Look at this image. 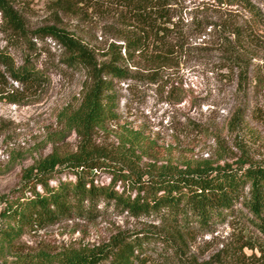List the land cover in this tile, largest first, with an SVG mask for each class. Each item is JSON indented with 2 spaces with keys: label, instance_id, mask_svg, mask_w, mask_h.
<instances>
[{
  "label": "rangeland",
  "instance_id": "obj_1",
  "mask_svg": "<svg viewBox=\"0 0 264 264\" xmlns=\"http://www.w3.org/2000/svg\"><path fill=\"white\" fill-rule=\"evenodd\" d=\"M7 1L23 32L0 12V51L16 67L29 61L42 79L36 87L22 86L0 68V264H56L118 235L149 232L168 242L150 246L149 264H264V236L241 206L207 233L179 234L163 222L101 204L95 218L26 229L14 245L3 237L13 226L5 207L21 197L26 171L50 155L74 153L81 144L70 116L84 99L89 73L69 64L63 44L35 32L62 29L99 65L131 31L110 0ZM169 10V40L179 45L172 62L157 70L138 58L120 65L131 77L114 81L116 117L92 138V148L109 166L95 170L97 185L118 179L110 168L146 179L167 168L264 165V0H174ZM228 47L247 52V83L222 68ZM73 179L59 172L51 184ZM115 189L122 193L129 184L117 180Z\"/></svg>",
  "mask_w": 264,
  "mask_h": 264
},
{
  "label": "trees",
  "instance_id": "obj_2",
  "mask_svg": "<svg viewBox=\"0 0 264 264\" xmlns=\"http://www.w3.org/2000/svg\"><path fill=\"white\" fill-rule=\"evenodd\" d=\"M173 2L110 0L118 18L131 31L124 35L123 44L112 46L109 61L99 65L88 48L62 29L52 26L35 32L38 37H51L63 44L69 52V64L87 70L90 83L80 107L70 116L81 138L78 150L63 157L50 155L28 169L21 197L5 207L13 226L4 230L3 237L10 244L14 245L26 229H44L63 220L95 218L101 204L112 205L136 218L163 222L179 234L210 232L234 217L241 206L247 211L251 226L264 236V165L167 168L146 179L110 168L118 179L109 186L95 184L92 177L102 166L109 168L102 160L104 155L92 148V138L96 129L116 117L114 81L131 77L120 65L138 58L157 70L172 62L174 47L179 46L169 40L173 33L169 29ZM0 12L13 29L23 32L20 19L7 0H0ZM222 53V68L238 74L240 81L247 83L251 67L247 52L239 54L237 47H228ZM0 68L22 86L36 87L42 79L29 61L16 67L14 59L4 51H0ZM2 80L0 72V85ZM59 172L71 174L74 179L52 185ZM117 180L128 183L129 190L116 191ZM158 243L168 245L166 239L152 232L130 237L118 235L98 249L66 254L56 264H149L145 254Z\"/></svg>",
  "mask_w": 264,
  "mask_h": 264
}]
</instances>
